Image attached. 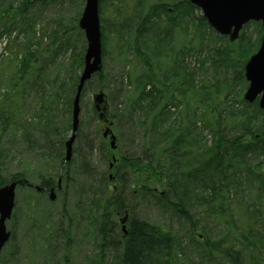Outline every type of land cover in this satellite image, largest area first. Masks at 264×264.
<instances>
[{"label":"trees","instance_id":"trees-1","mask_svg":"<svg viewBox=\"0 0 264 264\" xmlns=\"http://www.w3.org/2000/svg\"><path fill=\"white\" fill-rule=\"evenodd\" d=\"M49 1L51 0H0V39L9 36L19 22L21 25L18 30L23 31L29 27L28 22L33 18V16L30 18V13L33 12L34 4L39 3L37 6L39 8ZM155 7L164 13L163 27L160 24L162 20L161 22L156 20L154 23L150 21L152 12L149 8H146L147 15L137 20L136 27L130 22L128 15L121 21L122 26H125L121 37H127L129 33L130 41L127 47L146 70V73H140L133 79V88L124 92L133 111H138L141 117L139 121L143 128L141 150L137 155L119 153L118 162L111 170L109 165L115 157L113 149L111 150L102 140L98 142L100 159H103V162L109 160L108 174L98 173L96 170L94 172L93 169H91L93 173L88 171L90 164L84 159L77 165V167L81 165L79 169L83 171L85 177L91 178L90 174H96L95 178L100 181L96 183L98 185L96 189L89 186V203L81 207L80 214L85 221L89 220L93 227L100 256L103 251H109L110 260L114 264H183L175 254L178 235L159 224L137 218L130 201L134 196L152 195L178 216L185 218L190 225L192 217L189 208L203 203L209 214L225 221L228 226L224 236L216 240L203 228V234L199 236L201 239L196 237V241L202 244L201 247L209 249L215 258L225 259L229 264H246L245 254L252 256L257 264H264V109L259 108L256 101L247 102L240 95L247 87L244 64L250 54L257 50L261 34L259 33L254 48L253 42L248 46L253 50L251 53L249 49L242 51L244 47L240 43L245 39L243 33L231 43L226 37L216 34L217 37L224 39L223 46H200V51L206 52L204 57L209 61L213 71L216 72L220 68L222 70L220 73H213L211 80L207 78L198 80L196 71L186 69L182 58L180 62L179 57L187 55L188 49H180L171 60L165 62L167 66L162 77L167 80L169 73L177 77L175 86L169 95L165 96L156 88V83L160 80L152 66L150 55L141 51L144 36L156 40L163 33L161 42L155 43L152 48L153 54L158 55L161 53L159 49L170 43L167 38L176 27L193 24V35L200 39H203L205 34H215V31L201 14L196 18L191 17L196 7L188 0H180L173 4L171 12L165 3ZM157 8L154 10L155 14ZM81 12L80 10L77 16H80ZM182 14L190 16L185 24L181 20ZM129 24L131 30L127 26ZM74 26L78 28V23ZM132 27L135 29L132 30ZM101 28L103 54L104 26ZM227 45L230 47H226ZM231 52L236 55L235 58ZM35 54L36 51L33 49L26 51L19 64H15L11 75L2 78L3 84H6L3 96L9 102L6 105L0 103V187L7 182L21 180L25 183L18 184L17 188H30L38 195H46L45 190L48 192L50 188H54L57 192L61 190L62 185L63 189L68 188L73 182L70 165L63 162L62 148L67 139L65 133L71 129V105L79 75L74 76L75 83L68 89L72 90L71 98L67 100L64 98L63 80L58 86L52 83L51 88L55 89L50 91L46 98H42L40 106L43 110L48 108L42 112L43 115H49L50 108L55 109L61 99L66 101V116L58 124H53L46 118L42 119V115L38 114L35 116L40 117H36L37 121L33 123L32 119L26 123L22 119L18 123L11 95L18 94L17 89L24 86L27 75L34 69ZM9 60L8 58L6 64ZM77 62H83L82 52L79 53ZM228 62L234 65L232 76L229 78L224 71L231 66ZM42 73V67H39L33 83L41 81ZM96 74L102 76V71ZM130 74L132 75L129 73L125 78L129 85L133 83ZM220 75L223 76L222 80ZM166 83L163 82V86L161 85L165 90ZM238 83L242 84L243 89L233 95V87ZM220 88L224 91L220 92ZM181 103L184 104L181 113L172 118L174 113L170 110V105L178 108ZM236 103H239L240 107H236ZM113 114L111 116L115 117L116 114ZM108 122L109 126L113 124L111 120ZM37 128L47 132L45 138L52 150L50 156L58 161L62 168L56 172H39L37 181L31 182L26 171L7 173L5 168L10 150L8 144H11L12 139L18 134L30 145L32 142L30 131ZM109 173H112L111 178ZM59 178L61 186L58 190ZM27 183L38 185L44 190L38 191ZM157 188L161 190L157 191ZM231 188H235V191L242 188L246 193V199L239 202L241 211L239 216L234 214L229 199ZM125 214L128 215V219L125 220L124 232L120 220ZM238 221L241 222V227L237 226ZM59 234L67 244L70 243L69 228L59 232L57 227L53 236L57 237ZM11 236L13 240L12 233ZM53 246L54 243L49 246L47 254L50 255ZM17 249L16 245L11 247L5 255L7 259L3 264L15 256ZM62 260L64 264H69L66 255L62 256ZM45 264L51 263L45 261Z\"/></svg>","mask_w":264,"mask_h":264},{"label":"rangeland","instance_id":"rangeland-1","mask_svg":"<svg viewBox=\"0 0 264 264\" xmlns=\"http://www.w3.org/2000/svg\"><path fill=\"white\" fill-rule=\"evenodd\" d=\"M178 1L180 0H98L100 24L101 27L104 26V49L101 55L102 76L94 74L84 84L80 95L78 130L73 144L75 148L74 151L72 150L69 161L66 162L63 159L64 163L70 165L73 182L68 188L63 189L62 185L61 190L58 189L59 191L55 193V199L52 201L49 199L47 191L45 192L46 195H38L30 188H15L12 214L6 221V229L10 230L14 236L13 240H11V236L1 249L0 264H3L7 259L5 255L13 245H16L18 249L15 256L10 257L11 260H7L6 264H45V261L51 264H64L63 255L68 257L69 264H114L110 260L111 253L109 251H103L100 256L97 242L94 239L93 227L88 222L89 220L85 221L80 214L81 207L89 203V186L96 189L98 186L96 183L98 184L100 181L97 177L95 178L96 174H90L91 178L85 177L83 171L79 169L81 165L79 167L77 165L84 159L89 161L90 168H88V171L92 172L91 169H93L94 172L96 170L98 173L108 174L107 163L109 160L103 162L97 150V144L101 140L109 145L110 138L108 135L103 136L106 127L111 128L116 144L113 150L110 148L115 157H113L109 169L113 170L114 164L118 162L119 153L137 155L141 150V136L143 134V128L139 125L141 117H139L138 111H133L128 96H124V92L131 90L134 86L133 79L140 73H146V70L127 47V43L130 41L129 33L127 37H121L123 27H125L122 26L121 21L125 15H128L132 25L136 27L137 20H141L147 15L148 9L146 10V8H149L152 12L151 18L149 17L152 23L156 20L160 21L161 12L157 19L154 16V10L157 8L155 6L165 3L166 8L171 12L172 5ZM38 5L39 3H35L33 12L30 13V18L32 16L33 18L28 22L29 27L27 26L26 29L20 31L18 30L21 25L19 22L9 36H3L0 39V103L6 105L9 102L3 96L5 93L3 88L6 84H3L2 78L11 75L15 64H19L23 54L33 49L36 51L34 69L27 75L24 86L17 89L18 94L12 93L13 110L18 123L22 119L25 123L30 122L32 119L31 122L33 123V121H37L36 117L42 115V119L46 118L53 124H58L66 116L65 100L72 97V90L68 89L72 83H75L74 76L79 75L83 65V62H77V58L80 52L84 53L86 40L83 30L74 25L78 23L79 16L77 14L80 10L82 11L84 0H51L45 5L39 6V8ZM162 14L164 13L162 12ZM200 14V9L196 8L193 10L191 17L196 18ZM181 17L182 23L185 24L190 16L182 14ZM164 19L165 17L162 15V22L160 23L162 27ZM127 26L131 30L130 24ZM71 27L73 28L71 29ZM134 27H132V30L135 29ZM260 27V22L256 24L254 21L243 26L239 33V35L243 33L245 36V39L240 43L244 47L242 51L247 49L250 50V53L253 51L248 46L254 43L253 48L255 47L259 33L261 34ZM193 33V24L176 27V30H172L167 38L170 43L163 49L160 48L159 52L161 53H158V55L153 54L152 48H154L155 43L159 44L161 42L163 33L156 40L149 39L146 35L142 39L144 46L142 47L141 43V51H145L150 55L152 66L156 74L159 75L160 80L156 83V88L165 96L169 95L177 80V77L171 75V73H169L167 80L162 77V73L167 66L165 62L171 60L172 56L176 55L175 53L180 49H188L187 55L180 56L179 61L181 62L182 58L186 69L196 71L198 80H205L206 78L211 80L213 73L222 71L221 68L216 72L213 71L209 61L204 57L206 52L204 50L200 51V46H223L224 39L217 37L216 34L218 33L216 32L215 34H205L203 39L194 36ZM189 40L190 42H188ZM67 45L68 47H66ZM226 47L229 48L230 45ZM15 54L17 56H14ZM231 55L234 58L236 57L233 52H231ZM8 58L10 60L6 64ZM228 65L231 66L227 71H224L226 77L229 78L232 76L234 65L230 62H228ZM39 67H42L43 71L41 81L38 80L33 83L35 73H37ZM129 73H132V75L130 74V80L133 81L130 85L125 79ZM222 78L223 76L220 75V80ZM62 80L64 81L65 100L61 99L55 109L50 108L49 115H43L42 112L48 110V108L43 110L40 106L42 98H46L50 91L52 92L55 89V87L51 88L52 83L58 86ZM173 81L174 84H172ZM163 82H167V90L163 89L165 87H161ZM148 87L149 85H147ZM241 89H243L242 84H235L232 94L239 93ZM219 91H224V89L220 88ZM244 91L245 88L240 93L242 98ZM99 92L103 93L104 102L97 103L98 108H96L94 96ZM220 104L222 105V102ZM183 106L182 103L178 108L170 105V110L174 113L172 118L181 113ZM235 106L240 107L239 103H236ZM113 113L116 114L115 117L111 116ZM35 114L40 116H35ZM108 120L113 123L111 126H109ZM45 135H47V132L39 128L36 130L31 129L30 138L32 142L29 145L17 134L12 139L11 144H8L10 150L5 171L7 173L26 171L30 181L34 182L37 181L36 178L39 172H56L60 170L62 168L60 163L50 156L52 150L48 146ZM69 135L70 129L65 133V137L68 138ZM207 138L209 137L207 136ZM62 155L64 156V146ZM109 174L112 175V173ZM159 190L161 188H157V191ZM229 193L233 212L239 216L241 212L239 202L246 199V193L242 191V188L236 191L235 188H231ZM130 202L137 218L159 224L164 229L175 233L176 236L178 235V246H176L175 254L183 264H229L225 259L215 258L209 249L202 248V244L196 241V237L201 239L199 236L203 234V228L207 229L209 235L216 240L224 236L228 226L225 221L218 217L214 218L209 214L203 203L189 208L192 217L190 225L185 218L178 216L167 205L159 202L152 195L134 196ZM257 206L255 205V207ZM236 224L241 227L240 221ZM123 225L125 227V222ZM57 227L59 232L64 228H69V244L60 234L57 237L53 236V232ZM53 243L54 246L49 255L47 249ZM244 257L246 264H257L252 256L245 254Z\"/></svg>","mask_w":264,"mask_h":264},{"label":"water","instance_id":"water-1","mask_svg":"<svg viewBox=\"0 0 264 264\" xmlns=\"http://www.w3.org/2000/svg\"><path fill=\"white\" fill-rule=\"evenodd\" d=\"M189 2L200 9L206 22L217 33L225 35L230 41L237 39L239 31L249 21H258L261 24L262 34L258 49L250 55L244 64V77L247 87L243 98L247 102L257 99L259 108H264V0H189ZM78 26L84 32L86 47L83 54V66L80 71L75 94L71 105V129L70 135L64 142V161H69L72 156L73 143L78 130V113L80 110L79 100L83 86L87 80L102 69L101 59V28L98 15V0H85L82 13L78 19ZM96 108L97 103L104 102L103 93L94 96ZM110 134L109 145L112 149L116 147L115 136L107 127L103 136ZM111 167V165H110ZM111 178L112 175L109 174ZM24 181L17 180L7 182L0 187V251L10 236L6 229V221L11 217L14 206L15 188ZM28 184V183H27ZM30 185V184H28ZM38 191L43 188L30 185ZM60 178L57 189H60ZM50 200L55 199V189L48 191ZM127 218L124 215L122 222ZM122 230L125 232L124 225Z\"/></svg>","mask_w":264,"mask_h":264},{"label":"flooded vegetation","instance_id":"flooded-vegetation-1","mask_svg":"<svg viewBox=\"0 0 264 264\" xmlns=\"http://www.w3.org/2000/svg\"><path fill=\"white\" fill-rule=\"evenodd\" d=\"M161 12V9L159 8V9H157V13L154 15V16H156V19L158 18V16H157V14L159 15V13ZM161 20H162V12H161ZM151 18V17H150ZM149 18V19H150ZM161 20H160V22H161ZM108 137H109V135H108ZM109 167H110V165H109ZM45 191H47V190H45ZM120 223H121V220H120Z\"/></svg>","mask_w":264,"mask_h":264}]
</instances>
